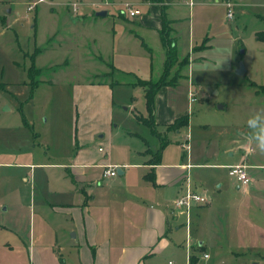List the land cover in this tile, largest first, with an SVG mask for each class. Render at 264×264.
<instances>
[{
  "label": "rangeland",
  "instance_id": "obj_1",
  "mask_svg": "<svg viewBox=\"0 0 264 264\" xmlns=\"http://www.w3.org/2000/svg\"><path fill=\"white\" fill-rule=\"evenodd\" d=\"M183 1H192L195 6L190 12L186 5L179 11L184 17L175 31L178 61L188 57L190 37L196 51L189 57L190 64L173 70L168 76L172 79L167 81L178 77L175 74L180 71L168 98L177 112L189 118L188 128L181 130L189 138V163H226L231 161L232 149L238 158L242 146L248 145L255 152L251 158L264 165V153L255 150L245 135L248 115L264 108V91L257 93L252 85L264 87V41L256 40L264 33V8L252 0H231L234 18L229 21L224 7L211 5L214 0H163L168 10H174L172 3ZM146 2L150 1L44 0L34 21L35 10L27 12L30 0H0V264L31 263L30 232L33 223L39 227L37 220L49 210L52 187L66 177L59 165L73 158L74 132H84V120L96 125L94 128L104 125L95 104L83 108L80 93L88 87L87 82L110 84L109 127L98 134L102 139L95 140L110 142L114 158L130 149L157 154L161 139L166 138L170 144L155 160L166 163L183 157L181 162H187L186 149L179 145L187 136L174 131L165 136L163 128H156L158 137L144 120H138L146 119L148 113L143 88L133 84L158 80L166 60V48L157 43L159 37L149 33L145 44L136 28L140 18H129L123 9L124 5ZM68 4H77L87 16L76 17L72 7L67 11ZM99 12H106V16H97ZM36 49L42 52L36 54ZM240 63L245 69L242 76L236 73ZM107 69L105 77L93 81V74ZM191 93L196 96L193 103L189 101ZM103 108L99 111L105 116ZM191 174L213 200L210 209L191 220L192 237L204 242L210 258L205 264H264L262 226L246 232L251 238L247 248L238 249L233 240L226 244L228 235L234 239L238 233L234 228L230 232L226 229L227 197L235 190L227 171L198 167ZM249 174L259 181L257 189L264 192V170ZM257 216H253L256 221ZM184 231L179 235L181 241L185 240ZM255 236L262 239L257 246Z\"/></svg>",
  "mask_w": 264,
  "mask_h": 264
},
{
  "label": "crops",
  "instance_id": "obj_2",
  "mask_svg": "<svg viewBox=\"0 0 264 264\" xmlns=\"http://www.w3.org/2000/svg\"><path fill=\"white\" fill-rule=\"evenodd\" d=\"M252 1L259 4L260 8H264V0ZM239 2L241 3L242 0ZM172 4H174L172 6L174 10H168L163 1L132 6L140 11V15L135 17L140 18L136 28L140 30L138 37L145 44H147V34L150 33L159 37L158 41L156 37L154 40L163 46L159 33L162 30L168 33L171 47L175 49L176 53V62L168 69V76H171L172 72L174 73L173 70H181V66L190 64L189 57L196 51L193 38L190 37L187 42L189 48L187 62L185 60L178 61L175 31L180 18L184 17L179 11L186 5L190 12L195 4L192 1H189L188 4L185 1ZM38 5L34 8V21H37L38 18L36 10ZM72 5L66 6L67 11L68 7H72ZM211 5L224 7L223 0H214ZM73 13L76 17L87 16L81 9L73 11ZM261 19L264 20V15ZM83 21L84 18L81 22ZM242 47L244 48L243 44ZM36 52V54H40L42 51L36 49ZM99 61L104 64L100 58ZM165 62L166 60L162 64V73L158 80L166 73ZM107 66L111 71H114L111 65ZM108 69V72L93 74L94 80H92L95 81L98 77L109 73ZM35 71L40 74L39 69ZM179 74L180 71H177L175 76L179 77ZM178 77L171 80L172 83L167 81L172 78H166V83L154 98L151 116L153 126L150 127L158 137L161 136L156 128H163L162 132L167 136V132L172 131L168 129V126L179 118H188L186 114L177 112L168 98V92L175 85ZM87 83L88 87L82 88L84 94L80 93L83 108L95 104V112L102 118L104 125H97L94 128L96 125L91 126L84 120L82 121L84 132L78 131L77 135L74 132L73 158L70 163L59 165L65 170L66 177L61 184L52 187V200L47 203L49 210H46L44 216L36 222L39 227L35 228L33 223L34 227L31 229L28 243L30 264H164L166 262L167 264H182L186 258L187 242L191 245L193 257L197 262L199 261L198 264H205L206 261L200 259L205 254L206 247L203 241L192 237L191 220L198 218L202 211L210 209L213 200L209 199L207 205H192L189 211L188 230L186 229L185 215L166 209L175 198L184 192L187 179L192 191L201 192L202 183H195L191 177V172L198 167L224 169L227 171V175L230 167L237 165L246 167V173L250 178L248 185H241L228 176L231 180V187H234L235 190H231L227 197L229 203L226 207V229L230 232L234 228L238 233L234 239H230L228 235L225 239L226 244L233 240V244H231L243 250L249 246L251 239L247 238L246 232L255 230L256 225L262 226L260 231L264 232V192L257 189L259 181L249 174L250 171H263L264 165L251 158L255 154L254 150L248 145H244L242 150L241 147L238 148L241 150L240 157L234 158L235 153L232 149V152L229 153L231 161L226 163L212 166L191 165L189 163V138L187 133L181 131H185L187 126L174 131L178 136H187L184 144L179 142V145L184 149L185 146H188L185 164L181 162L183 157L181 160L175 158L173 162H157L153 157L155 154L148 150L141 151L142 149H130L126 155L122 153L121 156L114 158L113 150L107 144L110 142L102 143L95 140V138L102 139L103 137L98 134L104 131V128L109 127L110 84L94 85L92 81ZM252 85L257 89V93L263 91L259 89V87L264 88L263 85ZM78 89L81 90L80 87ZM101 106L106 108L105 116H102V111H99ZM218 109L222 110L223 108L219 106ZM161 140L168 141L166 138ZM99 149L102 151L100 152ZM103 166H113L116 168V172L119 168L122 173L120 175L117 172L116 177L102 179ZM253 216H257L258 221L253 219ZM182 230H185L184 241H181L179 237ZM15 236L17 243L21 244L17 233ZM261 241L259 236H255L253 239L256 246ZM25 246L27 247V245ZM166 259L167 261H165Z\"/></svg>",
  "mask_w": 264,
  "mask_h": 264
},
{
  "label": "built area",
  "instance_id": "obj_3",
  "mask_svg": "<svg viewBox=\"0 0 264 264\" xmlns=\"http://www.w3.org/2000/svg\"><path fill=\"white\" fill-rule=\"evenodd\" d=\"M44 0H30V3L27 8V12H31L34 10V8L38 5L43 3ZM192 5V3H189ZM223 5L226 9V18L231 21L234 18V13H233V8L234 5L231 3V0H223ZM73 11H77V4L72 5ZM124 11L127 13L129 18H135L140 15V11L137 9H134L131 5H125L123 6ZM189 101L190 103L195 102V96L191 93L189 95ZM185 149H188V146H185ZM101 152L102 149H99ZM103 171L101 174L102 179L106 178H112L116 177L117 172L116 168L113 166H103ZM228 176L236 180L239 184L241 185H248L250 183V179L246 173V167L243 165H237L234 167H230L228 169ZM209 201V198L206 196V194L201 191V192H195L192 191L189 185V181L187 179L186 185H185V190L184 192L175 198V200L166 207L167 211L171 212H180L181 214L185 215L186 217V229L188 230L189 226V211L192 205H205ZM191 245L189 242L186 244V258L185 262L182 264H198L199 261L196 263H193L192 259L193 254H192V249ZM201 261H207L209 260V256L207 254H203L201 256ZM172 264V263H169Z\"/></svg>",
  "mask_w": 264,
  "mask_h": 264
},
{
  "label": "trees",
  "instance_id": "obj_4",
  "mask_svg": "<svg viewBox=\"0 0 264 264\" xmlns=\"http://www.w3.org/2000/svg\"><path fill=\"white\" fill-rule=\"evenodd\" d=\"M149 1L152 3H161L163 0H149ZM159 34L161 36L162 44L166 48V62H165V72L166 73L162 76L160 80L156 82L139 80L136 84H134L135 86H139L144 89V98L146 101V110L148 113V118L144 119V123L149 126H153V121H152L151 116H152V111H153L154 98L157 92L159 91V89L166 83V78L168 77V69L176 62L175 49L171 47V40L168 37V33L165 30H162ZM256 40L264 41V33L258 34L256 36ZM185 62H187V59L185 60ZM259 89H262L264 91V88L262 87H259ZM138 120H142V119L138 118ZM177 124H179L178 127L176 126ZM187 126H188V118L182 117L176 120L172 125L168 126V129L175 131L182 127H187ZM161 142H162L161 150L158 151L157 154H155L154 160L156 157L159 158L161 156L162 149L165 148L169 144V141L167 140H161ZM192 261L193 263H196L197 260L194 257Z\"/></svg>",
  "mask_w": 264,
  "mask_h": 264
},
{
  "label": "clouds",
  "instance_id": "obj_5",
  "mask_svg": "<svg viewBox=\"0 0 264 264\" xmlns=\"http://www.w3.org/2000/svg\"><path fill=\"white\" fill-rule=\"evenodd\" d=\"M245 123L247 139L254 144L255 150L264 153V108L249 114Z\"/></svg>",
  "mask_w": 264,
  "mask_h": 264
},
{
  "label": "water",
  "instance_id": "obj_6",
  "mask_svg": "<svg viewBox=\"0 0 264 264\" xmlns=\"http://www.w3.org/2000/svg\"><path fill=\"white\" fill-rule=\"evenodd\" d=\"M106 15V12H99V13H97V16H101V17H103V16H105ZM244 53V51H241V54H243ZM244 71H245V69H244V67H243V64L242 63H240L239 64V68H238V70L236 71V73H237V75H239V76H241V75H243V73H244ZM117 172L121 175V170L118 168V170H117Z\"/></svg>",
  "mask_w": 264,
  "mask_h": 264
}]
</instances>
